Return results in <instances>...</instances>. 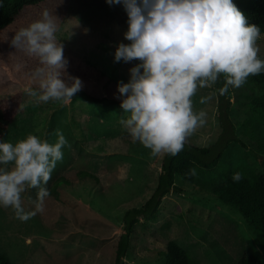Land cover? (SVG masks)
Segmentation results:
<instances>
[{"label":"rangeland","instance_id":"1","mask_svg":"<svg viewBox=\"0 0 264 264\" xmlns=\"http://www.w3.org/2000/svg\"><path fill=\"white\" fill-rule=\"evenodd\" d=\"M45 9L57 17L55 35L68 60L67 74L87 87L93 84L103 95L106 86L116 91L120 82L130 81V69L141 63L115 61L118 45L131 43L124 36L128 16L122 4L109 5L106 0H45L25 6L13 23L0 30V101L16 105L0 143L15 145L32 134L54 144L59 129L70 145L62 149L63 160L46 185L50 196L42 213L21 222L10 207L0 206V251L15 264H114L123 214L152 194L164 154L152 157L150 149L132 141L119 123L128 115L120 104H96L80 96L67 103H37L24 92L26 87H38L29 79L38 60L16 50L11 39L40 19ZM256 46L264 60L262 33ZM98 71L112 78L113 85L105 84ZM261 92L249 77L242 87H230L231 117L246 145L234 142L224 157L226 163L245 170H259L264 160V124L249 105L251 97ZM210 95V101L200 103ZM192 106L195 113L205 111L207 118L187 140L208 146L221 131L216 84L198 88ZM54 181L57 186L52 187ZM175 182L182 191L167 193L154 215L135 224L123 264H168L160 251L169 239L177 240L198 264H236L247 248L257 255L258 264H264L258 236L236 209L179 176ZM37 191L28 188L21 194L25 211L34 209Z\"/></svg>","mask_w":264,"mask_h":264},{"label":"clouds","instance_id":"2","mask_svg":"<svg viewBox=\"0 0 264 264\" xmlns=\"http://www.w3.org/2000/svg\"><path fill=\"white\" fill-rule=\"evenodd\" d=\"M109 5L122 4L128 16L125 39L115 51V61H141L130 69L128 83L120 82L118 92L124 97L120 107L127 115L119 123L133 142L150 149L152 157L176 156L188 137L206 123L207 113H195L192 97L198 88L211 87L223 76L219 94L230 87H242L250 75L264 71L256 46L260 29L249 24L233 0H106ZM57 17L45 9L41 18L20 29L11 45L38 65L29 79L38 87L24 92L37 103L50 100L67 103L83 83L66 72L68 60L63 44L56 39ZM141 69L143 70L141 72ZM70 81V83H69ZM212 96L202 97L207 103ZM57 141L49 144L29 134L13 145L0 143V206L11 208L15 218L26 222L44 211L50 196L46 185L57 163L62 162L65 146L63 133L54 132ZM13 164L11 169L6 166ZM189 176L197 175L190 169ZM243 179L240 172L234 182ZM36 188L34 209L25 211L21 194Z\"/></svg>","mask_w":264,"mask_h":264},{"label":"trees","instance_id":"3","mask_svg":"<svg viewBox=\"0 0 264 264\" xmlns=\"http://www.w3.org/2000/svg\"><path fill=\"white\" fill-rule=\"evenodd\" d=\"M44 1L0 0V30L13 23L25 6L38 5ZM233 3L244 14L248 23L257 25L260 33L264 35V0H233ZM98 75L101 80H106L105 84L110 81L113 85V80L108 75L106 76L100 71H98ZM249 78L262 90L261 93L251 97L249 105L264 124V71L257 75H250ZM223 83L224 79L221 76L216 83L217 89L223 87ZM106 87L107 93L103 95L96 90L95 85L91 84L90 87H87V84L83 83L82 89L74 97L80 96L82 99L96 104H121L124 97L116 98L120 96L118 88L116 91H111L108 86ZM230 105V88L225 95H220L218 91L221 131L212 144L201 146L186 140L183 150L176 156L163 155L161 171L152 194L141 206L129 208L123 214V230L118 234L114 244V264H123L135 224L143 217L154 215L160 207L162 198L167 193L182 191L175 182L177 176L189 181L199 189L210 192L221 202L236 209L256 233L264 249V160L261 161L259 170H245L226 163L224 154L231 144L240 142L243 146L246 145L236 134V125L231 117ZM15 106V103L10 101H0V137L5 133L6 126L15 113ZM193 168L197 175L189 176V170ZM236 172L243 175V179L239 182L232 180V175ZM55 181L52 187L57 186ZM160 253L165 256L168 264H198L175 239H169L166 242V249ZM258 262L257 255L253 250L247 248L236 264H258ZM0 264L15 263L9 259L7 254L0 251Z\"/></svg>","mask_w":264,"mask_h":264}]
</instances>
